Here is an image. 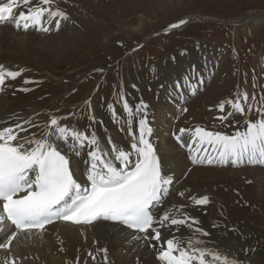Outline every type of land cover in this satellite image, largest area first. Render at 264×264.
<instances>
[{
    "label": "snow or ice",
    "instance_id": "6c2138e0",
    "mask_svg": "<svg viewBox=\"0 0 264 264\" xmlns=\"http://www.w3.org/2000/svg\"><path fill=\"white\" fill-rule=\"evenodd\" d=\"M67 19L68 13L56 6L55 0L0 2V24H11L16 30L48 33L53 25L59 30L61 21ZM188 22L181 19L170 24L166 31ZM25 71L0 63V93L9 81H15ZM24 83L32 81L25 79ZM202 83L201 78L197 85L189 84L193 95ZM249 99L246 91L237 92L234 98L217 106L221 113L226 106L231 108L219 117L222 122L237 113L247 117L254 108L259 114L254 121L246 119V126L232 134L201 126L181 127L172 133L175 141L187 148L193 164L234 167L264 164V106L256 107ZM251 99L255 101L256 97ZM84 104L90 108L91 100ZM107 107L115 117L113 105ZM148 107L143 100L133 107L123 99L131 138L127 148L114 143L111 137L102 142L94 125L103 121L91 113L85 129L67 122L77 116L75 111L66 116L49 113L43 123L36 119L39 113L34 117L17 115L11 124L0 121V230L10 226L0 239V250L5 254L0 257V264H20L21 258L15 254L20 239L42 236L49 226L95 227L101 222L129 229L132 245L158 249L157 258L162 264H239L204 244L201 237L209 233L189 214V205L169 201L174 178L165 174L157 154ZM180 111L186 113L188 109L184 107ZM81 156H86L82 179L73 159ZM175 194L194 206L210 203L207 194L186 196V191ZM181 227L189 229L188 239L175 234ZM163 229L170 230L168 235L162 236ZM96 251L107 264V249ZM88 255L96 260L92 252Z\"/></svg>",
    "mask_w": 264,
    "mask_h": 264
},
{
    "label": "bare ground",
    "instance_id": "6f19581e",
    "mask_svg": "<svg viewBox=\"0 0 264 264\" xmlns=\"http://www.w3.org/2000/svg\"><path fill=\"white\" fill-rule=\"evenodd\" d=\"M259 16L254 19H264V14ZM249 21L252 20L248 19L245 22ZM214 23L218 22L214 21ZM243 23L235 22L233 26L236 28ZM63 35H65L63 31L58 34H55V31L44 33L36 29L22 31L16 30L11 24H0V63L13 69H26L21 77L9 81L5 91L0 93V121L11 124L17 115L34 117L39 113L36 119L43 123L49 113L66 116L75 111L77 116L67 122L85 129L90 123L87 116L91 113L97 120L103 121L102 124L94 125L102 142H106L107 138L111 137L114 143L127 148L131 138L128 136L125 123L127 116L123 109V99L128 100L129 97L131 100H128V103L133 107L143 100L149 106V122L153 128L152 139L161 158L162 167L165 174L174 178L173 195L169 197V201L172 204L189 205L187 208L189 214L196 217L200 221V227L209 233L207 237L201 239L210 250H219L239 264H264V168L245 167L247 165L240 167L195 165L190 159L187 148L181 147L172 135L181 127L201 126L208 130L232 134L238 128L242 129L246 126V122L238 126L227 124L238 113L223 122L219 119L220 116L231 111L230 106H226L224 113L217 110L221 101L230 99L225 98L223 94L225 92L218 94V89L210 87L203 97L199 92L195 98L191 96L189 80H184L182 93L190 89L188 97L184 96L185 105H181V100L164 101L163 96L168 89L165 84L179 82L181 78L178 77L179 71L185 69V62L189 64L186 58L179 59L173 56L162 64L158 77H153L155 82L148 76L133 75L127 68L122 70L125 86L119 111L114 107L116 119L107 107L109 104L113 105L108 100V87L103 85L105 82L102 84L99 78L87 77V75L76 76V87H71L63 79H70L72 74L75 76V71L64 78H59L51 72L42 75L40 63L43 64L57 57L61 51L60 47L63 48L64 56L72 49V46H63L65 42ZM58 41L61 43L58 44ZM189 54L188 59H193L190 64L200 65V59H195L198 55L191 51ZM54 60L56 63L62 58ZM174 75L179 79L177 80ZM135 76L137 79L134 78ZM209 76L208 83L213 79L212 71ZM201 78L203 77L200 76L199 79ZM25 79L32 83L25 84ZM162 84L165 86L161 89ZM133 85L136 87L135 92L130 90ZM24 88H28L29 91H22ZM75 89L76 91L72 92ZM203 89L205 88L201 87L200 90ZM211 96L219 100L218 103L194 107L197 100L200 105L203 104L202 98L206 100ZM89 99L91 107L87 108L84 102ZM190 101H193L192 105L189 104L190 110L181 113L180 109L187 106ZM174 115L177 118L171 125L163 122L172 120ZM121 128L124 131H121ZM73 159L77 165L78 175L82 179L85 169L83 160L86 156ZM177 191H186V196L207 194L210 203L202 207L191 205L190 201L176 195ZM8 231V226L0 230V239H3ZM166 231L170 230L166 229ZM189 234V229L181 227L178 235L188 239ZM99 248L107 249V264H159L157 249L143 245L134 247L130 240V231L110 222H101L95 227H73L64 224L49 227L42 236L21 238L19 246L15 247V254L21 258L20 264H76L77 259L79 264H105L101 254L96 251ZM89 252L96 255L95 261L88 255ZM4 255L1 251L0 257Z\"/></svg>",
    "mask_w": 264,
    "mask_h": 264
},
{
    "label": "rangeland",
    "instance_id": "374dc122",
    "mask_svg": "<svg viewBox=\"0 0 264 264\" xmlns=\"http://www.w3.org/2000/svg\"><path fill=\"white\" fill-rule=\"evenodd\" d=\"M55 4L68 13L69 19L61 21L59 30L53 25L49 33L63 31V46H72V49L65 57L60 47L61 54L53 61L40 63L42 75L51 72L64 78L75 71V76L63 79L71 87H76L75 81L80 75L95 76L102 84L105 82L108 100L119 111L125 86L122 70L127 68L131 74L148 76L155 82L153 77H158L162 64L177 56L186 58L189 64L185 62V69L179 71L178 77L182 79L174 75L179 82L165 84L167 94L182 89L184 80L197 85L202 76L203 84L197 86L192 97L196 98L199 92L203 97L210 87H215L218 94L225 92V98H234L237 92L246 91L249 103L264 106V19H254L264 14V0H55ZM181 19H189L191 24L175 32L166 31L170 24ZM248 19L252 21L245 22ZM235 22L244 23L235 28ZM190 51L198 55L195 59H200V65L190 64L193 62L188 59ZM60 58L55 63L54 59ZM100 68L104 71L98 72ZM211 71L213 79L208 83ZM135 89L130 88L134 92ZM253 96L255 101L251 99ZM218 101L213 96L202 98L203 104L198 105L197 100L194 107ZM182 103L185 105L186 100ZM190 103L193 101L185 106L188 110ZM258 116L254 108L247 117L238 114L227 124L238 126ZM176 118L174 115L172 120L163 122L171 125Z\"/></svg>",
    "mask_w": 264,
    "mask_h": 264
},
{
    "label": "water",
    "instance_id": "95a60500",
    "mask_svg": "<svg viewBox=\"0 0 264 264\" xmlns=\"http://www.w3.org/2000/svg\"><path fill=\"white\" fill-rule=\"evenodd\" d=\"M186 20H187V19H186ZM188 21L191 22L189 19H188ZM189 22H188V23H189ZM188 23H187V24H188ZM183 26H185V25H182L181 27H183ZM181 27H180V28H181Z\"/></svg>",
    "mask_w": 264,
    "mask_h": 264
}]
</instances>
